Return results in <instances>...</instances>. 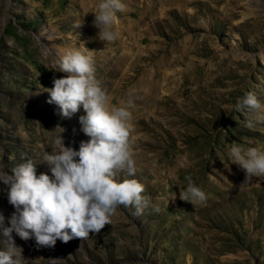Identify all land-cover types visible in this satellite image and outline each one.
<instances>
[{
    "label": "rangeland",
    "instance_id": "rangeland-1",
    "mask_svg": "<svg viewBox=\"0 0 264 264\" xmlns=\"http://www.w3.org/2000/svg\"><path fill=\"white\" fill-rule=\"evenodd\" d=\"M145 1L122 0L126 11L117 13L118 55L137 59L126 70L97 36L98 0H0V170L32 160L37 176H51L41 158L53 138L62 133L76 150L90 140L83 107L65 117L46 90L68 75L52 67L80 50L92 56L109 106L133 111L134 178L150 201L138 217L119 206L87 240L38 247L13 231L20 264H264V176L244 182L227 155L233 143L264 151V0H177L176 13L160 11L158 0L149 12ZM248 93L261 110L235 109ZM188 176L206 205L179 198ZM7 190L0 182V250L15 211Z\"/></svg>",
    "mask_w": 264,
    "mask_h": 264
},
{
    "label": "clouds",
    "instance_id": "clouds-1",
    "mask_svg": "<svg viewBox=\"0 0 264 264\" xmlns=\"http://www.w3.org/2000/svg\"><path fill=\"white\" fill-rule=\"evenodd\" d=\"M124 11L126 5L122 0H98L95 5L92 23L98 29L99 40L106 45L117 40V13ZM52 68L68 75L55 79L54 87L46 89L50 93L48 102L58 105L65 117H71L82 106L86 115L80 117V123L90 140L81 142L76 150L65 145L62 133L53 138L49 144L52 152L41 158L51 176H37L32 160L17 164L11 169L12 174L0 170V182L7 186L8 202L15 209L10 227L3 228L6 239L5 250H0V264H20L13 231L24 240L34 238L38 247H54L57 240H87L90 233H99L112 223L111 218L121 205L135 209L132 214L138 217L150 203L142 195L144 185L134 178L139 169L131 138L130 105L109 106L110 97L96 79L91 55L71 50ZM245 106L262 109L252 93L238 98L235 109L239 111ZM245 127L251 130L255 125L249 120ZM227 155L245 170L244 182L264 176V151L256 147L244 149L233 143ZM121 173L125 176L122 181ZM186 180V190L179 192V198L194 206L206 205L207 194L191 176ZM154 210L160 211L158 207ZM3 222L0 215V225Z\"/></svg>",
    "mask_w": 264,
    "mask_h": 264
},
{
    "label": "bare ground",
    "instance_id": "bare-ground-1",
    "mask_svg": "<svg viewBox=\"0 0 264 264\" xmlns=\"http://www.w3.org/2000/svg\"><path fill=\"white\" fill-rule=\"evenodd\" d=\"M181 1H183V2H185L186 4H188V3H193L194 1H197V0H181ZM217 1H224V0H217ZM228 2H230L231 4H236V1L237 0H227ZM147 4H148V9H149V12H152V13H154L155 12V10H156V5H157V3L156 2H154V1H151V0H148V2H147V0L145 1ZM158 2H160L161 4H162V7H161V9H160V11L161 10H165V8H164V5L166 6V8H167V10L169 11V12H171V13H176V6H177V0H158ZM182 2V3H183ZM184 4V3H183ZM185 4V6H188V5H186ZM144 5V4H143ZM180 5H182L181 3H180ZM143 7V6H142ZM145 7V6H144ZM180 7V6H179ZM93 11H95V10H93ZM118 24V23H117ZM155 24H157V22L155 21ZM159 24H157V26H158ZM120 26V25H119ZM122 26L123 25H121V28H122ZM118 27V26H117ZM116 26H115V31H117V32H119V28H117ZM128 28V27H127ZM156 28V27H155ZM126 31V30H125ZM130 31H131V29H130ZM127 32V31H126ZM129 34V33H128ZM121 39H120V37H118L117 38V40L115 41V42H113V43H110V44H107L105 47H106V50L109 52V51H111V52H114L113 53V55H111V58H114V57H117V56H120V58H123V60H121L122 62V66L123 65H125V64H127L128 63V65L127 66H125V68H126V70H128L129 68H131V67H133V66H135V65H137L136 64V62H135V60H137L136 58H134L135 60H131L130 62H127V58L129 57L128 56V54L126 53V52H123V53H121L120 55H118V53H119V51H120V49L122 48L121 47ZM234 54H237V52L236 53H234ZM234 56V55H233ZM235 56H237V55H235ZM238 57V56H237ZM240 57V56H239ZM138 58V57H137ZM126 60V61H125ZM119 69L118 68H114L113 69V71H118ZM130 110V109H129ZM132 111V110H131ZM133 112V111H132Z\"/></svg>",
    "mask_w": 264,
    "mask_h": 264
}]
</instances>
